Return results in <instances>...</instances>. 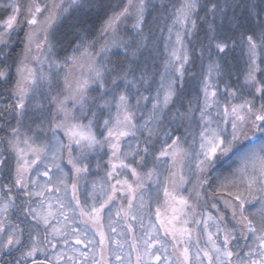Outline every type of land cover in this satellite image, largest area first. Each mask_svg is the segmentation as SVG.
<instances>
[{
  "label": "snow or ice",
  "instance_id": "snow-or-ice-1",
  "mask_svg": "<svg viewBox=\"0 0 264 264\" xmlns=\"http://www.w3.org/2000/svg\"><path fill=\"white\" fill-rule=\"evenodd\" d=\"M0 264H264V0H0Z\"/></svg>",
  "mask_w": 264,
  "mask_h": 264
}]
</instances>
